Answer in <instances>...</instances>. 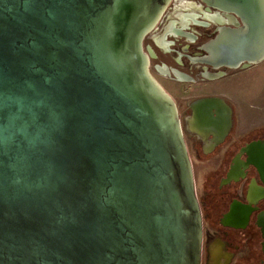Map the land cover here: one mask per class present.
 Masks as SVG:
<instances>
[{
	"label": "water",
	"instance_id": "1",
	"mask_svg": "<svg viewBox=\"0 0 264 264\" xmlns=\"http://www.w3.org/2000/svg\"><path fill=\"white\" fill-rule=\"evenodd\" d=\"M170 1L0 0V264H202L178 107L144 49ZM204 1L243 25L199 61L264 59V0ZM247 155L264 179V141Z\"/></svg>",
	"mask_w": 264,
	"mask_h": 264
},
{
	"label": "flooded vegetation",
	"instance_id": "2",
	"mask_svg": "<svg viewBox=\"0 0 264 264\" xmlns=\"http://www.w3.org/2000/svg\"><path fill=\"white\" fill-rule=\"evenodd\" d=\"M242 25L235 13L222 12L204 0H171L144 39L153 76L193 85L179 102L172 96L188 148L193 143L204 156L217 155L215 164L195 179L203 223L202 264H264V179L247 155L249 144L264 141V125L248 136L236 135L238 107L247 99L249 86L263 81L264 59L218 68L199 61L208 55L205 44L222 28ZM212 97L221 102L191 106ZM209 106L215 110L209 111Z\"/></svg>",
	"mask_w": 264,
	"mask_h": 264
},
{
	"label": "rangeland",
	"instance_id": "3",
	"mask_svg": "<svg viewBox=\"0 0 264 264\" xmlns=\"http://www.w3.org/2000/svg\"><path fill=\"white\" fill-rule=\"evenodd\" d=\"M184 10L187 11L190 9L185 7ZM167 63H169V65H174L171 62ZM154 76H156L161 86L173 96L177 102H179L181 96L186 95L188 91L190 92V88L193 86L189 83H174L162 74ZM258 82L257 80V82H253L249 86L247 99L244 97L242 106L238 107V114L236 117V135L238 136L244 134L248 136L251 132L254 133L259 125H264V79L260 82L262 84H258ZM244 86L245 84H241L240 90L244 91ZM226 87L228 88V84ZM189 148L188 150H190L193 158L194 178L200 180L206 171L215 164L217 155L204 156L205 154L199 152V149L193 143L190 144Z\"/></svg>",
	"mask_w": 264,
	"mask_h": 264
},
{
	"label": "crops",
	"instance_id": "4",
	"mask_svg": "<svg viewBox=\"0 0 264 264\" xmlns=\"http://www.w3.org/2000/svg\"><path fill=\"white\" fill-rule=\"evenodd\" d=\"M237 84H238V85H237V88H238V87H239V83H237ZM245 90H246V88H245ZM196 101H197V100H196ZM196 101L192 102V104H191V106H192L193 109H194V104H195ZM243 109H245V108H243ZM191 118H192V119H191V124H192L194 116H193V117L191 116ZM191 126H192V125H191ZM192 127H193V126H192ZM259 127H260V125H259ZM194 130H195V129H194Z\"/></svg>",
	"mask_w": 264,
	"mask_h": 264
},
{
	"label": "bare ground",
	"instance_id": "5",
	"mask_svg": "<svg viewBox=\"0 0 264 264\" xmlns=\"http://www.w3.org/2000/svg\"><path fill=\"white\" fill-rule=\"evenodd\" d=\"M214 102H215V101H214ZM214 102H210V101H208V102H206V103H209V104L212 105V104H215ZM209 107H210V108H209V111H212V110L214 111V110H215V107H213V106H212V107L209 106ZM198 110H199V108H198Z\"/></svg>",
	"mask_w": 264,
	"mask_h": 264
}]
</instances>
